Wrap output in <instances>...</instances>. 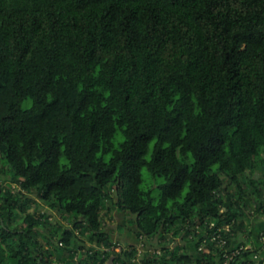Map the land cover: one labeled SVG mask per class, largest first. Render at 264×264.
<instances>
[{
	"label": "trees",
	"instance_id": "trees-1",
	"mask_svg": "<svg viewBox=\"0 0 264 264\" xmlns=\"http://www.w3.org/2000/svg\"><path fill=\"white\" fill-rule=\"evenodd\" d=\"M256 216L264 0H0V264H222Z\"/></svg>",
	"mask_w": 264,
	"mask_h": 264
},
{
	"label": "built area",
	"instance_id": "built-area-1",
	"mask_svg": "<svg viewBox=\"0 0 264 264\" xmlns=\"http://www.w3.org/2000/svg\"><path fill=\"white\" fill-rule=\"evenodd\" d=\"M209 229L211 231V240H214L217 242L218 246L222 250L223 255V263L222 264H231L233 260L238 258V256L241 254V252L248 247V245L245 244H235V245H229V239L227 236L224 235V230H230V226L228 224L219 226L215 221L210 222ZM208 233V232H207ZM204 235V234H202ZM262 241H264V234L261 235ZM152 240H156L152 239ZM151 238L146 239L141 236V240L138 244L139 249V256H144L146 253L152 255L153 253H160V247L157 249L153 246H147L146 241L152 242ZM208 241V238L205 237L203 239V242L200 244L199 249H203L206 246V243ZM123 248V243H114L111 246H103V250H117L120 251ZM256 261L264 264V255L256 254L255 255ZM237 264H256L253 260H238Z\"/></svg>",
	"mask_w": 264,
	"mask_h": 264
},
{
	"label": "crops",
	"instance_id": "crops-1",
	"mask_svg": "<svg viewBox=\"0 0 264 264\" xmlns=\"http://www.w3.org/2000/svg\"><path fill=\"white\" fill-rule=\"evenodd\" d=\"M118 211V209H116ZM123 216L120 219L122 223H119L123 229H120V238L118 240L137 242L136 227L128 221L127 215L122 212ZM119 214L121 212L119 211ZM264 230V217L256 216L253 218L249 231H247L245 238L247 237L248 245L254 248H263L262 254H264V243L261 240V233Z\"/></svg>",
	"mask_w": 264,
	"mask_h": 264
},
{
	"label": "rangeland",
	"instance_id": "rangeland-1",
	"mask_svg": "<svg viewBox=\"0 0 264 264\" xmlns=\"http://www.w3.org/2000/svg\"><path fill=\"white\" fill-rule=\"evenodd\" d=\"M143 175L145 178V182H148L150 179V177H149L150 173L146 168L143 169ZM262 175H263V173L261 170H257V171H255V173H253V176L255 178H260ZM44 209H46V208H44ZM116 209L117 208L114 207L113 211L107 215L106 222H107V229L112 233L113 238L115 240H118L121 237L119 234V231H120V229L123 228L122 226L119 225V223H122L120 219L122 218L123 213L121 212V214H119V211H117ZM50 212H51V218L50 219L52 222L61 221L62 223L66 224V225H70L69 222L67 221V219L60 216L55 210L51 209ZM128 216L130 217V215H128ZM154 241L157 242V239ZM176 241L181 242V243H185V244L189 243L186 240H184L182 238V236H178Z\"/></svg>",
	"mask_w": 264,
	"mask_h": 264
}]
</instances>
